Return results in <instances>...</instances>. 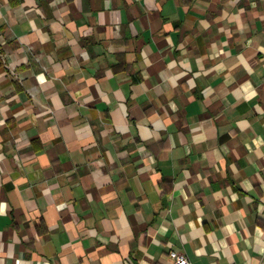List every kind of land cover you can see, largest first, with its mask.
Here are the masks:
<instances>
[{
  "label": "crops",
  "instance_id": "crops-1",
  "mask_svg": "<svg viewBox=\"0 0 264 264\" xmlns=\"http://www.w3.org/2000/svg\"><path fill=\"white\" fill-rule=\"evenodd\" d=\"M264 264V0H0V264Z\"/></svg>",
  "mask_w": 264,
  "mask_h": 264
},
{
  "label": "built area",
  "instance_id": "built-area-1",
  "mask_svg": "<svg viewBox=\"0 0 264 264\" xmlns=\"http://www.w3.org/2000/svg\"><path fill=\"white\" fill-rule=\"evenodd\" d=\"M170 264H191L189 259L181 253L171 251L168 254Z\"/></svg>",
  "mask_w": 264,
  "mask_h": 264
}]
</instances>
